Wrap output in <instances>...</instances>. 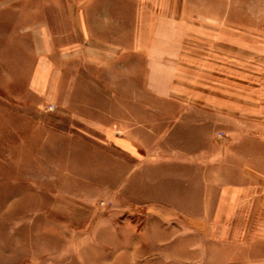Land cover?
<instances>
[{"label": "rangeland", "instance_id": "obj_1", "mask_svg": "<svg viewBox=\"0 0 264 264\" xmlns=\"http://www.w3.org/2000/svg\"><path fill=\"white\" fill-rule=\"evenodd\" d=\"M179 1L0 0V264H264V0Z\"/></svg>", "mask_w": 264, "mask_h": 264}, {"label": "crops", "instance_id": "obj_2", "mask_svg": "<svg viewBox=\"0 0 264 264\" xmlns=\"http://www.w3.org/2000/svg\"><path fill=\"white\" fill-rule=\"evenodd\" d=\"M208 1H217V2H223L226 3L228 0H208ZM179 0H83V4L80 6L83 8V44L84 42L87 44L90 40L91 33L97 31L93 28V25H108L113 24L115 18H117L120 13L118 12L121 9H127L131 10L129 15L132 17L131 24L134 25V33H132L131 40L135 41H156V40H167V36H163L161 33L159 36H152L153 33L150 29V34L148 36L143 37L142 35L145 34L147 28H139L138 34L139 37L136 36V25H146L149 24V22L145 21L146 13L141 12V10L145 11L148 9H168V8H178L179 7ZM108 10H117V13L109 12ZM140 10L137 18V11ZM150 16L147 15V18ZM138 21V22H137ZM157 33V32H156ZM149 34V33H148ZM95 41H106L109 40V38L96 34L95 37H93ZM116 39V40H115ZM117 41V38H112V42ZM114 45V43H112ZM87 46V45H86ZM116 46V45H115ZM135 46V43H134ZM118 47V46H117ZM116 48V47H115ZM130 51H136V49H131ZM119 50H112L109 49L108 52L106 50L100 49H89L88 47L84 48L83 45V57H91L94 58V61L96 64L104 63L105 61H111L113 58L119 56ZM164 53L162 55L165 56ZM150 55V54H149ZM107 58V59H106ZM112 58V59H110Z\"/></svg>", "mask_w": 264, "mask_h": 264}]
</instances>
